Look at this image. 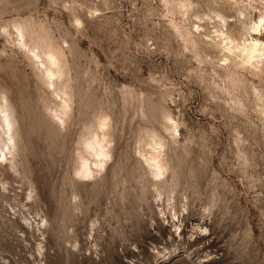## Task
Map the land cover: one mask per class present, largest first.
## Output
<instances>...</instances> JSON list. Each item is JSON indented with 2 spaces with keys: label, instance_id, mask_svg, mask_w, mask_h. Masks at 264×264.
Listing matches in <instances>:
<instances>
[{
  "label": "rangeland",
  "instance_id": "374dc122",
  "mask_svg": "<svg viewBox=\"0 0 264 264\" xmlns=\"http://www.w3.org/2000/svg\"><path fill=\"white\" fill-rule=\"evenodd\" d=\"M213 9L264 0H0V264H264V72Z\"/></svg>",
  "mask_w": 264,
  "mask_h": 264
},
{
  "label": "bare ground",
  "instance_id": "6f19581e",
  "mask_svg": "<svg viewBox=\"0 0 264 264\" xmlns=\"http://www.w3.org/2000/svg\"><path fill=\"white\" fill-rule=\"evenodd\" d=\"M212 12L213 18L215 17L217 19V23H219V28L213 30L215 34L208 37V42L213 47L217 48L221 53L223 63L235 65L236 67L248 68L251 72H264V17H257V19L252 20V23L249 25H246L241 20L244 31L241 36L238 35L239 37H236L234 35L235 33L232 34L227 28L228 21L230 20H228L226 16L222 15L219 10L213 9ZM209 19H211V17ZM198 27L199 25H197V28ZM246 34L249 35L248 38L245 37ZM251 34L253 36H250ZM50 62H52V60ZM49 70L46 69V72L51 78L52 73H50ZM0 115L2 125H4L5 128L10 129L9 126L11 122L4 109L2 110L0 108ZM174 127L175 125L173 123L172 128ZM95 144H97V147L94 149L93 155L96 159L92 163L94 166H100L103 158L107 155V150L99 141H93L89 143V146L94 147ZM155 144L157 145L158 143ZM157 156L158 154L151 153L150 157H148V160L152 161L153 175L156 177L162 173V166ZM90 170L91 168L86 162L82 163L81 171L85 176L90 174Z\"/></svg>",
  "mask_w": 264,
  "mask_h": 264
}]
</instances>
